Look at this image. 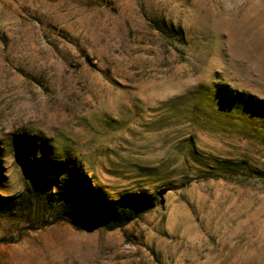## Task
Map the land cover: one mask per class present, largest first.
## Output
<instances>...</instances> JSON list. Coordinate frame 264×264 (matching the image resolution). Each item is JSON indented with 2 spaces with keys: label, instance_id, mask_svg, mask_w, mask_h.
I'll use <instances>...</instances> for the list:
<instances>
[{
  "label": "rangeland",
  "instance_id": "374dc122",
  "mask_svg": "<svg viewBox=\"0 0 264 264\" xmlns=\"http://www.w3.org/2000/svg\"><path fill=\"white\" fill-rule=\"evenodd\" d=\"M0 264H264V0H0Z\"/></svg>",
  "mask_w": 264,
  "mask_h": 264
}]
</instances>
